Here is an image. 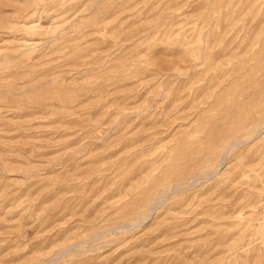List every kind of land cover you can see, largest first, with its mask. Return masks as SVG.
<instances>
[{"label":"rangeland","instance_id":"1","mask_svg":"<svg viewBox=\"0 0 264 264\" xmlns=\"http://www.w3.org/2000/svg\"><path fill=\"white\" fill-rule=\"evenodd\" d=\"M263 118L264 0H0V264H264Z\"/></svg>","mask_w":264,"mask_h":264},{"label":"bare ground","instance_id":"2","mask_svg":"<svg viewBox=\"0 0 264 264\" xmlns=\"http://www.w3.org/2000/svg\"><path fill=\"white\" fill-rule=\"evenodd\" d=\"M263 119H264V118H263ZM258 130H259V129H258ZM263 130H264V129H263ZM259 131H261V130H259ZM257 134H258V133H257ZM257 134H255V136H256ZM255 136H254V137H255ZM254 137H253V138H254ZM253 138H252V139H253ZM252 139H251V140H252ZM251 140H249V141H251ZM241 142H244V141H241ZM233 143H234V142H233ZM233 143H231V145H232ZM231 145H230V146H231ZM242 145H244V144H242ZM229 148H230V147H229ZM228 151H229V150H228ZM226 152H227V151H226ZM223 153L225 154V151H224ZM224 154H223V155H224ZM203 175H204V174H203ZM196 176H197V175H196ZM205 176H206V175H205ZM212 177H213V176H212ZM192 178H193V177H192ZM199 178H200V177H199ZM199 178H198V179H199ZM200 179H201V178H200ZM185 181H186V180H185ZM197 182H198V181H197ZM201 182H203V180H202ZM193 183H194V182H193ZM178 185L180 186L181 184L178 183ZM178 185H177V186H178ZM172 188H173V187H172ZM172 188H171V189H172ZM177 188H178V187H176V189H175L176 191H177ZM175 190H173V191H175ZM171 191H172V190H171ZM162 197H163V196H162ZM158 198H159V197H158ZM160 198H161V197H160ZM166 198H167V197H166ZM164 201H165V200H164ZM162 203H163V202H162ZM155 204H156V205H155ZM155 204H154L155 208L153 207L152 210H153V209L156 210V208L158 207L157 204L159 205V201H158V203L155 202ZM156 206H157V207H156ZM152 210H151V211H152ZM242 213H243V212H242ZM144 218H145V217H144ZM148 218H149V217H148ZM145 219H146V218H145ZM125 225H128V226H129V224H125ZM128 226H126V227H128ZM124 227H125V226H124ZM129 227H131V225H130ZM99 237H100V236H99ZM96 238H98V237H96ZM79 244H81V243H79ZM72 247H73V246H72ZM242 247H243V246H242ZM69 249H70V247H69ZM60 251H61V250H60ZM65 251H66V250H65ZM65 251H64V252H65ZM62 254H63V253H62ZM62 254L60 253V255H62ZM64 254H67V253H64ZM49 263H52V262L50 261ZM49 263H48V264H49Z\"/></svg>","mask_w":264,"mask_h":264}]
</instances>
